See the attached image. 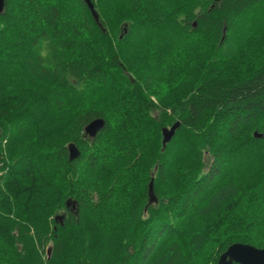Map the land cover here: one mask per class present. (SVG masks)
<instances>
[{
  "label": "trees",
  "instance_id": "obj_1",
  "mask_svg": "<svg viewBox=\"0 0 264 264\" xmlns=\"http://www.w3.org/2000/svg\"><path fill=\"white\" fill-rule=\"evenodd\" d=\"M90 1L98 15V24L95 23L83 0H46L45 4H41L40 0H5L4 10L0 14V19L12 22L9 30L0 33V37H2L0 41L3 42L4 47L19 48L18 57H14L15 64L13 65L12 61L8 63V72L11 73L9 79L11 80L13 77L26 79L30 85L37 86V94L48 93V89L54 91L55 88L61 89L63 93L61 100L63 110L56 108L55 102L52 103V108L55 111L51 114L48 125L51 131L46 139L51 147L60 146L61 152L65 154L64 163L69 172L74 166L79 165L83 157L82 145L87 141L99 139L100 133L108 123V117L111 116L115 119L116 114L108 110L96 113V118L104 120V126L94 138L86 136L84 127L92 120L83 123L84 118L80 112L88 107L87 100L83 93L77 91L76 87L69 85L68 80L61 83L64 72L69 77L77 75L80 81L84 82L83 87L88 93V97L93 99L103 95L105 83L114 93L122 90L125 80L128 84L135 83L131 76L137 74V65H129L128 60H124L123 63L116 62L115 58H112V62L109 64L104 63L102 50L111 46L110 36L114 35L117 44H120L125 41L126 37H133L134 34L143 31L145 40L136 50V59L140 63H146L149 53L153 52L155 47L151 43L152 29L158 27L159 23L167 21L177 36V43H180L184 48L183 53H177L178 69L182 73L192 74L190 84L189 77L181 75L177 86L216 88L218 85H227L229 91L227 98L221 96L220 99L210 102L206 112L201 109V119H204L205 116L211 119L210 113L216 111L221 100L225 104L233 102L235 97L232 94H239L242 91L251 92L253 96L259 94L253 91V89L261 87L260 81L264 79V68L260 62L264 52L260 50L261 42H257V38L260 36V14L258 12L250 19L241 21L239 25L235 26L233 36L222 37L229 41L231 52L237 54L236 64L238 66L240 64L252 65L251 68L246 69L248 75H240L235 80L220 81L216 79L215 75L218 69L211 67L212 55L206 47L197 42V36L202 33H200L199 22L193 18L194 5L192 8L188 7L191 0H165L164 9L156 24L152 22L151 14L145 15L147 9L137 14V10L131 6L129 0ZM53 3H56L55 8L50 6ZM198 15L199 13H196V16ZM181 17L183 18L181 19ZM17 22L26 29L22 35L16 30ZM41 37L57 41V44L52 45L54 54L51 60L56 61L52 64V68L57 69L55 73L40 63L46 59L45 56H38L33 52L36 44L41 42ZM172 47L175 48V45ZM240 52H244L245 55L239 57ZM56 53L59 54L58 58ZM4 54L7 59L11 53ZM157 55L159 54L157 53ZM0 63L3 64V61ZM59 63L63 64L64 72L57 68ZM217 63L219 62L217 61ZM89 73L97 79H92ZM127 73H131V76H127ZM50 76H60L61 79L53 81L49 79ZM100 76L103 77L102 80L99 79ZM76 83V81L72 82L73 85ZM45 85L47 88L44 87ZM168 95V85H162L154 97L164 98ZM139 101V97L130 98L129 110L124 115L127 120L134 122L133 130L136 127H141L143 131L127 142L126 150L119 156L115 171L112 173V175L126 174L127 187L131 189V193H135L130 200H117L113 206V210L119 216L116 228L120 232L121 241L119 264H216L219 256L233 244L249 245L257 249L264 248V236L261 235L264 232V219L259 216H249L246 211L252 196L256 195L253 193L252 196H248L246 193L250 192L258 183V172L251 168L243 170L240 174L237 190L231 192L234 194L228 195L227 199H221L225 194L230 193L225 188L215 191L221 175L210 182L209 171L212 170V167L202 161L199 150L191 146L185 148L178 146V151L181 153L178 163L187 167L189 172L198 173L205 167L208 168L207 173L202 176L204 191L195 188V185L188 187L189 182L184 181L186 191L178 197L169 196L168 200L172 203L165 206L167 202L161 197L170 186L176 183V178L167 174L168 166L161 163L160 160L170 145L178 140H183L184 125L180 120L169 121L167 116L158 120L153 115L145 120L144 117L148 116V112L144 111L143 116L140 115L142 109L137 106ZM99 107L103 108L104 106L100 105ZM195 108L196 106L193 104V112L190 114H195ZM177 121L180 122V127L164 150H161V129L170 127ZM153 125H155L154 130ZM68 133L71 135H67ZM254 133L264 136V131L259 129L252 131L245 143L251 142L253 146L264 144V140L261 138L253 137ZM17 135H19V129H17ZM141 137H145L147 143L132 142L133 140L139 141ZM4 139L8 141L6 144L8 159L14 155L17 161L21 157L28 160L30 156L33 159L39 156L45 162L39 169L40 175L46 182L45 185H34L31 192L25 191L22 194L25 196L23 201L18 197L15 198L16 216L21 221L26 220L27 217L22 215V212L25 211L24 205L30 204L32 201L36 202L37 213L40 208L47 205L51 214L59 206L60 186L63 185L64 180L62 169L58 165L55 167L48 165V156L45 154L49 151L48 148H40L35 154L30 149L22 152L23 141H17L14 137L8 138L0 132V146ZM31 139L39 140L40 137L33 135ZM71 143L79 151V156L69 161L67 146ZM137 148H140L145 156L156 161L151 165V171H147V166H145L146 175L144 173L137 175L143 160L140 164L132 163ZM107 151L114 155L118 154L120 152L119 142L109 145ZM0 160L3 162L4 159L0 158ZM21 166L23 167V165ZM153 173L157 174L153 175ZM187 174L181 173V179ZM117 178L119 179V177ZM109 179L110 177L101 175L100 186L102 187L105 180ZM151 179L153 180L155 203H149L147 195ZM232 184L233 181L229 180V187ZM140 188L142 191L139 190ZM126 190V188H120L121 193ZM112 191L113 189L109 188V192ZM193 197H195V202L190 204L189 201ZM67 200L75 201L76 205L78 204L77 200L68 197L62 201L63 206L66 205ZM205 200L207 201L205 206L213 207V204L216 203L218 207H213L211 212L202 216L201 213L205 211V207L200 208L199 211L197 208ZM192 213H195V218L192 217ZM57 216L62 217L63 213L56 212L53 216V233L65 227V219L59 223L55 221ZM17 231L19 235L16 232L10 235L12 244L16 246L17 252L20 251L19 246L23 245L24 251L30 255L33 250V241L29 237L31 229H26L25 224L21 222L17 224ZM129 233L131 234L129 235ZM35 234L36 247H40L41 233L37 229ZM55 238L53 236V239ZM132 249H135L134 253L131 252Z\"/></svg>",
  "mask_w": 264,
  "mask_h": 264
},
{
  "label": "clouds",
  "instance_id": "obj_2",
  "mask_svg": "<svg viewBox=\"0 0 264 264\" xmlns=\"http://www.w3.org/2000/svg\"><path fill=\"white\" fill-rule=\"evenodd\" d=\"M129 3L137 10V14L147 9L145 15L151 14L154 24L158 22L165 6V0H129ZM211 4L212 0H206V2L205 0H191L188 5L189 8L195 5L193 16H196V13L203 16V19L198 21L202 35L197 36V42L206 47L212 55L211 67L218 69L215 74L217 80H235L240 75L247 76L246 69L251 68L252 65L240 64L238 66L236 64L237 54L231 52L229 41L222 37L233 36L235 26L241 21L250 19L258 12L260 14V50L264 52V23H262L264 16H261L264 12V0H258V2L257 0H221V3L217 4L211 13H208L206 9L211 7ZM11 23L0 19V33L9 30ZM16 30L21 35L26 31L18 22ZM152 32L151 43L155 47L154 51L149 53L146 63H140L136 59V50L145 40L143 31L134 34L133 37H126L125 41L120 44H117L114 35L110 36L111 46L102 50L105 64H109L112 58H115L116 62L123 63L124 60H128L129 65H137L135 76H131V73L126 74L131 76L135 83L128 84L125 80L122 90L118 92L114 93L105 83L103 95L94 99L88 97L83 87L84 82L80 81L77 75L69 77L64 72L62 63H59L57 68L64 72L63 79L60 76L49 77L53 81L61 79V83L68 80L69 85L83 93L88 103V107L80 112L84 118L83 123L96 119V113L105 110L116 114L115 119L108 117V123L100 133L99 139L94 142L87 141L82 145L83 157L79 165L74 166L70 172L64 163L65 154L61 152L60 146L51 147L46 139L51 131L48 127L51 114L55 111L52 103L55 102L56 108L63 110L61 89L55 88L54 91L48 89L50 95L48 93L37 94V86L30 85L26 79L13 77L10 80L11 73L8 72V63L12 61L13 65L15 64L14 57H18L19 48H4V53L11 54L7 56V59L4 58L3 64L0 65V132L8 138L14 137L17 141H23L22 152L30 149L35 154L40 148H48L49 151L45 153L48 156V165L52 167L58 165L62 169L64 180L63 185L60 186L59 206L55 211L50 214L45 205L37 213L36 202L32 201L24 205L25 211L22 215L27 219L21 221L16 216L15 198L18 197L23 201L25 196L22 194L25 191L31 192L34 185H45L46 182L39 172L41 165L45 162L39 156L34 159L30 156L28 160L21 157L17 161L15 155L8 159L7 153H4V160L0 162V264H119L121 241L120 232L116 230L119 216L113 210V206L117 200H130L135 193H131V189L127 187L126 174L112 175V173L115 171L119 156L126 150L127 142L143 131L141 127L133 130L134 122L127 120L124 115L130 107L129 99L135 97L140 98L137 105L142 109L140 115L143 116L144 111L148 112V116L144 117L145 120L153 115L157 119L167 116L169 121L180 120L184 125L183 140L170 145L160 160L168 166L167 174L176 178V183L170 186L161 197L167 202L165 206L172 203L168 200L169 196L178 197L186 191L184 181L189 182L188 187L195 185V188L204 191L202 176L207 173L208 168L205 167L198 173L189 172L187 167L178 163L181 155L178 146L180 148L191 146L199 150L201 159L206 165L220 172L221 179L217 181L215 191L225 188L229 192H235L243 170L251 168L258 172L257 186L246 193L248 196L256 193L248 203L246 211L249 216H259L264 219V144L253 146L251 142L245 143L252 131L258 129L264 131V79L260 81L259 89H253L254 92L259 93L258 95L253 96L251 92L243 91L239 94H232L235 97L233 102L225 104L221 100L216 111L210 113L211 119L207 116L201 119V109L206 112L210 102L220 99L221 96L227 98L229 94L227 85H218L216 88H197L187 85L178 87L177 81L181 75H187L189 84L191 83L192 74L182 73L178 69L177 53H183L184 48L177 43V36L167 21L159 23L158 27L152 29ZM53 44H57V41L53 40ZM172 45H175V48ZM238 55L243 57L245 53L240 52ZM260 62L264 68V56L260 58ZM53 63L56 61L43 66L55 73L57 69L52 68ZM89 76L97 79L91 73ZM99 79L102 80L103 77L100 76ZM73 81L77 83L73 85ZM162 85H168L169 95L164 98L154 97ZM44 87L47 88V85ZM193 104L196 106L195 114H190L193 112ZM17 105L19 107H16ZM100 105L104 107L101 108ZM99 127V123L92 125L93 130ZM17 129H19V135H17ZM154 129L155 125H153ZM33 135L39 136L40 139L32 140ZM7 142V139H4V144ZM117 142L120 147L118 154L114 155L107 151L109 145H115ZM132 142L147 143V139L141 137L139 141L133 140ZM141 160L143 164L137 175L140 173L146 175L145 166H147V171H151V165L156 161L145 156L140 148H137L132 163L140 164ZM181 173L188 174L181 179ZM156 174L153 173V175ZM101 175L110 177L109 180H105L102 187L99 183ZM229 180L233 181L231 187L228 185ZM109 188L113 191L109 192ZM120 188L127 190L121 193ZM139 190L142 191V188ZM68 197L78 201L75 209H72L73 215L65 212L62 203ZM194 202L195 197L189 201L190 204ZM206 203L205 200L204 203L199 204L197 211L204 208ZM56 212L65 213V227L53 233L52 221ZM192 217L195 218V213H192ZM21 222L25 224L26 229H31L29 237L33 241V250L30 255L24 251L23 245L19 246L20 251L17 252L16 246L10 239L13 232L19 235L17 224ZM120 223L123 222L120 221ZM37 229L41 233L40 247H36L35 232ZM53 236L56 238L53 239ZM49 247L53 248L51 259L47 255ZM131 252L134 253L135 249Z\"/></svg>",
  "mask_w": 264,
  "mask_h": 264
},
{
  "label": "water",
  "instance_id": "obj_3",
  "mask_svg": "<svg viewBox=\"0 0 264 264\" xmlns=\"http://www.w3.org/2000/svg\"><path fill=\"white\" fill-rule=\"evenodd\" d=\"M84 4L89 10L95 23L98 24V15L94 9V5L91 3L90 0H87V3L84 2ZM4 5H5V0H0V14L4 10ZM97 123H99L100 127L93 130L92 125H95ZM103 126H104V120L101 118H96L90 121L84 127V133L89 138H94L96 134L103 128ZM179 127H180V122L177 121L170 127L161 129V145H162L161 150H164L166 145L172 140ZM253 137L255 139H259L261 136L254 133ZM67 152H68L69 161H72L79 156V151L72 143L68 144ZM147 195H148L149 203L156 202L155 197L153 195L152 179L148 184ZM65 204L67 205L68 208L75 209L76 206L75 201L67 200ZM55 221L61 223L62 222L61 216H57L55 218ZM216 264H264V248L257 249L249 245L233 244L229 246L227 250L219 256Z\"/></svg>",
  "mask_w": 264,
  "mask_h": 264
},
{
  "label": "snow or ice",
  "instance_id": "obj_4",
  "mask_svg": "<svg viewBox=\"0 0 264 264\" xmlns=\"http://www.w3.org/2000/svg\"><path fill=\"white\" fill-rule=\"evenodd\" d=\"M85 3H87V0H84ZM206 2V0H205ZM258 2V0H257ZM40 3L41 4H45L46 3V0H40ZM221 3V0H212V4H211V7L207 8L206 11L208 13H211L212 10L215 8V6L217 4H220ZM52 8H55L56 7V3H53L52 5H50ZM195 7V5H194ZM261 16H264V12L261 13ZM194 19H196L197 21L199 20H202L203 19V16L201 15H198V16H194L193 17ZM262 23H264V21H262ZM41 42L40 43H37L36 44V47L33 49V52L36 53V55L38 56H45L46 59L40 61L41 64L43 65H47L51 62L52 60V55L54 54V49L52 47L53 45V40L51 39H48V38H45V37H41L40 38ZM4 44L2 41H0V61H3L4 60ZM57 56V58L59 57V54L56 53L55 54ZM0 65H2V63H0ZM58 66V65H57ZM159 120V118H158ZM262 140H264V136H261L260 137ZM95 140H93L94 142ZM218 175H220V172L215 170V168H212V170L209 171V179H210V182L211 180H214ZM234 193H228V194H225L224 197H222L221 199H227V196L228 195H232ZM213 207H218V204L214 203L213 204ZM213 207H208V206H205V211L201 213L202 216H206L209 212H211L213 210ZM64 209H65V212L68 214V215H73V212H72V209L68 208L67 205L64 206ZM78 214V213H76ZM61 219H65V213H63V216L61 217ZM63 226V225H62ZM262 236H264V232L261 233ZM52 253H53V248L52 247H49L47 249V255L49 257V259H51L52 257Z\"/></svg>",
  "mask_w": 264,
  "mask_h": 264
},
{
  "label": "rangeland",
  "instance_id": "obj_5",
  "mask_svg": "<svg viewBox=\"0 0 264 264\" xmlns=\"http://www.w3.org/2000/svg\"><path fill=\"white\" fill-rule=\"evenodd\" d=\"M260 41V36L257 38V42ZM6 152V144H4V141L2 142L0 146V158L4 159V153ZM1 161V160H0Z\"/></svg>",
  "mask_w": 264,
  "mask_h": 264
}]
</instances>
